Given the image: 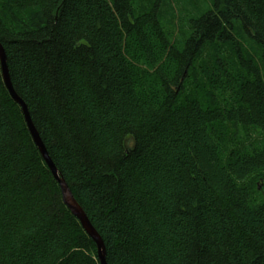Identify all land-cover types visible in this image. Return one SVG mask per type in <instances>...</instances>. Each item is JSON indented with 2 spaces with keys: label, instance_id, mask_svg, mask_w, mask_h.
<instances>
[{
  "label": "trees",
  "instance_id": "16d2710c",
  "mask_svg": "<svg viewBox=\"0 0 264 264\" xmlns=\"http://www.w3.org/2000/svg\"><path fill=\"white\" fill-rule=\"evenodd\" d=\"M165 6L0 0L11 84L107 264H264V0ZM0 264H100L1 63Z\"/></svg>",
  "mask_w": 264,
  "mask_h": 264
},
{
  "label": "water",
  "instance_id": "95a60500",
  "mask_svg": "<svg viewBox=\"0 0 264 264\" xmlns=\"http://www.w3.org/2000/svg\"><path fill=\"white\" fill-rule=\"evenodd\" d=\"M0 63H1V69H2V76H3L4 83L6 85V88L8 89L13 100L21 106L23 114L25 116V120H26L27 125H28V129L30 131V134L34 140V143L36 144L37 148L39 149V151L43 157V160L45 161V163L49 167L54 178L56 179V181L58 182V184L60 186L63 201H64L65 205L72 212V214L79 220V222L81 223L83 229L88 234V236L95 242V244L97 246V254H98L100 264H107V253H106V248H105V245H104L102 238L100 237V235L97 233V231L94 229V227L90 223L87 215L85 214L84 210L81 208V206L79 205V203L77 202V200L73 196L72 191L68 187L65 180L59 176L58 170L56 169L51 158L49 157L47 150H46V148H45V146H44V144H43V142L39 136V133L37 132L36 128L34 127V125L32 123V120H31L27 106L17 96V94L15 93V91L13 89V86H12L11 80H10V76H9V71L7 68L6 54H5V51H4L1 44H0Z\"/></svg>",
  "mask_w": 264,
  "mask_h": 264
},
{
  "label": "rangeland",
  "instance_id": "374dc122",
  "mask_svg": "<svg viewBox=\"0 0 264 264\" xmlns=\"http://www.w3.org/2000/svg\"><path fill=\"white\" fill-rule=\"evenodd\" d=\"M168 1V3H167ZM213 0H166V5L163 10V22L175 33V37L181 38V32L185 30L186 22L191 15H200L213 8ZM239 41L242 42L249 54L255 55L257 52L255 47L250 44L248 40H244L243 36L239 37ZM264 70V69H263ZM199 73V72H198ZM203 78H201V81ZM190 90L192 88H189ZM193 91V90H192ZM229 149H233L229 146ZM262 179V180H261ZM254 182V186H258L259 190H262L264 194V177ZM261 186V188H260Z\"/></svg>",
  "mask_w": 264,
  "mask_h": 264
}]
</instances>
